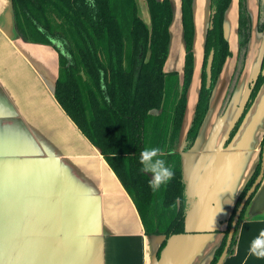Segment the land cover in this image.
<instances>
[{
    "label": "crops",
    "instance_id": "0c3cea01",
    "mask_svg": "<svg viewBox=\"0 0 264 264\" xmlns=\"http://www.w3.org/2000/svg\"><path fill=\"white\" fill-rule=\"evenodd\" d=\"M255 1L244 65L239 67L238 39L237 48L230 47L232 54L197 140L182 152L198 94L189 120L187 101L177 150L190 208L185 233L170 240L166 264H184L191 249L195 252L186 264L209 263L221 241L220 231L258 162L264 84L235 137L224 146L264 60L260 0ZM238 7L239 0H232L225 14L226 26L229 10L234 13L233 30L238 28ZM199 66L195 61L198 93ZM176 72L181 76L183 69ZM58 74L57 50L20 38L11 0H0V264H156L163 237L145 234L133 199L99 149L57 102ZM261 228L264 178L238 226L234 253L223 264H264L251 256L245 261L249 243Z\"/></svg>",
    "mask_w": 264,
    "mask_h": 264
},
{
    "label": "trees",
    "instance_id": "16d2710c",
    "mask_svg": "<svg viewBox=\"0 0 264 264\" xmlns=\"http://www.w3.org/2000/svg\"><path fill=\"white\" fill-rule=\"evenodd\" d=\"M150 25L139 15L137 0H11L17 35L26 42L54 47L59 54V74L54 95L75 125L97 148L133 199L147 236H162L156 257L170 237L185 233L190 208L178 152L181 127L194 74V0H181L185 42L183 73L164 70L170 43L173 8L170 0H146ZM232 0H210V20L204 42L202 83L194 117L182 152L195 144L207 116L211 96L231 56L225 14ZM264 29V3L260 0L258 30ZM251 16L247 0H239V67L242 68L251 40ZM214 51L212 85L206 88L205 68ZM264 64V60H263ZM261 67V71L263 68ZM264 76L249 84L248 97L225 141L227 147L252 107ZM264 136L258 162L240 192L219 246L209 264H215L227 240L235 212L260 172ZM158 146L174 176L153 192L150 173L140 172L139 153ZM259 187L257 188V190ZM257 190L248 200L238 222L228 256L237 244L238 226Z\"/></svg>",
    "mask_w": 264,
    "mask_h": 264
},
{
    "label": "rangeland",
    "instance_id": "374dc122",
    "mask_svg": "<svg viewBox=\"0 0 264 264\" xmlns=\"http://www.w3.org/2000/svg\"><path fill=\"white\" fill-rule=\"evenodd\" d=\"M170 2L172 4V8H173V20H172V23L170 26L169 54H168V58H167V61H166L165 67H164V70L166 72L181 71L183 69L184 52H185V42L183 39V28H182V21H181L180 0H170ZM137 5H138V10H139V15L145 21V23L149 26L150 25V14H149L147 1L146 0H137ZM247 5H248V11L253 16L255 13V9L257 8L256 1L255 0H247ZM193 16H194V23H195V36H194L193 52H194L195 61H196L197 66L200 65L199 66L200 67L199 72H200V88H201L202 72H203V60H204V42H205L206 31L208 29L209 20H210V0H194V14H193ZM233 16H234V13L231 14V10H229L228 16L226 18V26H225L227 36H228V41H229L231 49L232 48L235 49L238 46L237 30L236 29L233 30V28L231 27L232 26L231 25V23H232L231 17H233ZM231 31H233V32H231ZM249 60H253V56H251L249 58ZM201 68H202V70H201ZM198 79H199V76H197L195 78L193 77L190 89L188 91L189 92L188 93L189 106L187 108L188 110L186 111V117H187L186 119L187 120H189L191 118V115H192L191 112L193 111V108H194V106H193L194 99L193 98L195 96L197 97V94H198V85H199ZM231 79H232V77H231ZM215 87H216V85H215ZM215 87H214V89H215ZM232 92H231V95L233 94ZM246 93L247 94H246L245 99H244L245 101L247 100V97H248V90ZM241 108H243V106ZM248 113H249V111H248ZM240 114H241V111H240ZM222 236H223V233H222ZM220 242H219V244H220ZM219 244H218V246H219ZM210 261H209V263H210Z\"/></svg>",
    "mask_w": 264,
    "mask_h": 264
},
{
    "label": "clouds",
    "instance_id": "9594fccd",
    "mask_svg": "<svg viewBox=\"0 0 264 264\" xmlns=\"http://www.w3.org/2000/svg\"><path fill=\"white\" fill-rule=\"evenodd\" d=\"M86 3L90 8L95 7V0H86ZM161 157L162 149L158 146L145 147L139 153V170L151 174L152 178L148 180V185L153 192L158 191L162 184H166L174 176L173 169L166 165ZM249 256L264 260V228H261L250 241L245 261Z\"/></svg>",
    "mask_w": 264,
    "mask_h": 264
},
{
    "label": "water",
    "instance_id": "95a60500",
    "mask_svg": "<svg viewBox=\"0 0 264 264\" xmlns=\"http://www.w3.org/2000/svg\"><path fill=\"white\" fill-rule=\"evenodd\" d=\"M261 2L264 3V0H261ZM213 59H214V51H211L210 55L208 56L207 64H206V68H205L206 88L207 89H210L211 85H212V63H213ZM261 74H262V76H264V64H263ZM263 178H264V144H263V148H262L261 167H260L259 175L257 176L256 180L254 181V183L252 184L250 189L246 192L244 198L241 200L240 205L238 206V208L235 212L234 218H233L232 223H231V227H230L228 235H227L226 245H225L220 257L218 258V260L215 264H223L225 259L227 258L229 248L231 246V243H232V240L234 237V233L236 231L238 222L240 220V216H241L243 210L245 209V206H246L248 200L250 199V197L257 190V188L261 185ZM175 236H177V235L170 237L166 247L161 252L160 258L159 259L157 258L156 264H166V254H167V250L169 248L170 240H171V238H173ZM194 252H195V250H193V249L187 251L185 258L183 259L184 264H186L187 261H189V259L193 256Z\"/></svg>",
    "mask_w": 264,
    "mask_h": 264
},
{
    "label": "flooded vegetation",
    "instance_id": "af4514ba",
    "mask_svg": "<svg viewBox=\"0 0 264 264\" xmlns=\"http://www.w3.org/2000/svg\"><path fill=\"white\" fill-rule=\"evenodd\" d=\"M229 97H230V95H229Z\"/></svg>",
    "mask_w": 264,
    "mask_h": 264
}]
</instances>
